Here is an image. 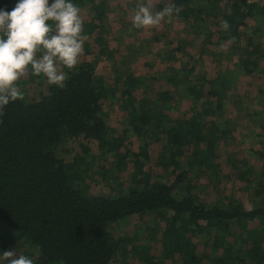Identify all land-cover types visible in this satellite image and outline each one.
Wrapping results in <instances>:
<instances>
[{
  "label": "trees",
  "instance_id": "trees-1",
  "mask_svg": "<svg viewBox=\"0 0 264 264\" xmlns=\"http://www.w3.org/2000/svg\"><path fill=\"white\" fill-rule=\"evenodd\" d=\"M95 1V16L87 25L89 34L103 27L110 0H72L79 8ZM16 2L0 0V9L11 11ZM172 2L180 8L177 16L187 18L188 7L196 3L197 21L206 13L205 18L218 20V38L210 44L228 46L230 55L244 49L241 71L234 65L200 81L196 75L191 76L196 64L190 65L188 61L182 68L185 78L172 66H168V75L162 81L130 73L123 92L127 126L121 135L106 121L104 101L115 92L97 75V62H84L72 70L66 68L63 88L48 84L47 92L37 98L24 95V100L11 102L0 123V250L19 243L22 255L32 258L34 264H114L121 243H132L146 233L144 225L138 224L137 234L117 240L111 233L112 226L128 223L135 216L143 220L155 215L166 223L163 232L166 257L181 254L185 264H264L262 242L254 238L255 231L249 228L250 222L258 220L264 235V171H257L249 158L251 155L229 159L238 178L250 185L254 199H258L255 204L253 200L251 209L223 195L216 203L202 200V186L192 179L199 178V172L207 168L209 181H220V166L213 162L218 142L236 139L226 124L207 118L215 112L222 114L228 98L240 102L235 95L240 78L262 74L260 61L264 54L260 45L255 38L245 36L252 28L254 33L264 32V1ZM225 20L230 24L228 31L221 28ZM250 21L254 22L253 26ZM181 46L177 50L184 52ZM217 52L211 54L219 62V69L223 53ZM101 54L113 57L104 50ZM137 57L138 52L133 60ZM154 83L169 88L153 92ZM141 87L148 91L144 89V95L138 98L135 92ZM261 91L264 94V88ZM182 100H187L190 110H198L199 114L189 119L173 117ZM246 112L248 116L262 115L256 109ZM131 131L144 142L139 153L127 146L126 137ZM66 140L85 141L79 145L81 153L70 162L58 156ZM151 143L162 144L159 165L171 169L168 174L145 169ZM90 145L100 150L101 157L110 159L109 169L102 167L95 171L102 181L128 172L129 187L125 192L119 190L124 182L120 177L117 188L105 194L95 193L85 184L90 160L94 158L88 155ZM188 151L191 159L186 157ZM261 159L263 152L258 156ZM109 170L118 174L113 175ZM232 221L246 234L240 239L238 249L230 241ZM192 235L211 238L206 242L215 256L198 255ZM147 250L148 246L133 245V251L150 262ZM220 250L222 255H217Z\"/></svg>",
  "mask_w": 264,
  "mask_h": 264
},
{
  "label": "rangeland",
  "instance_id": "rangeland-1",
  "mask_svg": "<svg viewBox=\"0 0 264 264\" xmlns=\"http://www.w3.org/2000/svg\"><path fill=\"white\" fill-rule=\"evenodd\" d=\"M136 2L137 0H110L106 7V20L102 24L103 27L91 34L87 31V25L94 19L95 10L93 5L96 1L80 7L84 34L89 39L84 43V53L79 58L78 64L97 62V75L103 77L108 86L114 90V96L104 101L103 109L106 121L115 129L118 135H121L123 129L127 126L123 92L126 88L124 86L126 78L130 73L162 81V78L165 77L166 79L168 75V66H172L177 69L181 78H185L186 72H182V68L189 61L190 65L196 64V70L192 72L191 76L196 75L202 81L211 76L214 77L218 71L234 68V65H238V71H241V61L246 54L243 49L242 52L230 55L228 46L225 45L224 49L221 50V46L210 44L212 40L214 42L217 41L219 33L218 20L205 18L207 17L206 13L202 16L205 20L199 17L197 21L199 6L196 3L188 7L187 18L174 15L170 22L166 20L158 27L135 29L132 26L131 16ZM154 2V10L157 11L161 10L165 4L173 3L172 0H154ZM181 9H186V7ZM250 25L253 26L254 22L250 21ZM254 32V28H252L245 37L255 38L256 43L260 45L262 54H264V32ZM209 34H212V36ZM156 36L161 39L156 41L154 38ZM132 46L139 50H135ZM180 46L184 48V52L177 50ZM243 47L246 46L243 44ZM87 48L89 51H87ZM103 50L106 53L111 52L113 57L102 55ZM214 51L223 53L219 69V62H216L215 57L211 54ZM136 52H138V57L133 60ZM260 64L262 74L258 73L255 76H245L239 79L238 90L235 95L239 97L240 102H234L233 97L228 98L222 114L215 112L207 118V120L217 119L222 125L226 124L231 130V135L236 139L235 141L225 142L220 140L218 142L219 146L213 162L220 166L219 182L213 183L209 181L207 168L199 172V178L192 177L197 184L202 186V190H200L202 200L209 203H216L224 196L242 203L247 209H251L253 200H255L254 204L258 202L257 198L254 199V190L250 185L238 178L237 171L232 168L229 159L233 160L236 156L239 159H243L248 153V156L251 155L249 158L254 163L257 171H264V159L258 160L259 153H264V122L262 121L264 119V94L261 91L264 88V58L260 61ZM47 85L46 78L43 75L35 76L31 69L18 81V87L23 91L24 95L32 98L45 94ZM154 85L153 88L155 90L153 92L168 90L169 88L167 85H160L159 83H154ZM184 85L186 86V84ZM147 86H149L148 83ZM185 86H182L183 89ZM144 89L147 90L142 87L136 90L135 94L138 98L144 95ZM175 95L177 96L179 93ZM243 102L250 106L251 109L247 110L242 104ZM208 106L213 107V103H209ZM252 109L262 113L261 117L248 116L246 111H251ZM197 112L198 110H190V104L187 100H182L179 101L178 109L172 115L178 119H189L192 115L199 114ZM81 143H85V141L71 142L66 140L59 148L58 156L64 161H72L78 156V153H81L79 146ZM126 143L128 148L135 153H139L140 147L144 144L142 138H139L132 131L126 137ZM90 147L91 152L88 155L94 156V158L88 156L91 158V166L90 174L85 177V184L90 186L95 193L105 194L112 191L113 188H117L118 183H120L117 180L120 177L124 182L119 190L125 192L129 187L128 172L102 181L95 174V171L102 167H108L109 169L110 159L101 157L100 150L96 146L90 145ZM162 150L161 143H151L149 145V160L146 162L145 169L162 174L170 172L171 169L166 170L159 165L162 162L160 158ZM186 157L191 159L189 151ZM109 171H112L113 175L118 174L116 171ZM138 224L144 225L146 235L139 236L132 243H121L114 264H150V262L154 264L158 262L160 264H185L181 254H176L172 257L163 255V232L166 230V223L155 215H150L143 220H140L138 216L132 217L128 223L113 225L111 233L117 240L123 237H133L135 233L137 234L135 230H137L136 226ZM230 226L232 230L230 241L236 245L235 249H238L242 243L240 239L244 238L246 234L244 231L241 232L236 221H232ZM249 228L255 231L254 238L258 237L256 240H261L264 248V235L262 236L261 233L262 223L258 220L250 222ZM259 233L261 234L260 237ZM191 238L196 245L198 255L215 256L211 245L206 242V240H211V238H206L203 235H192ZM133 245L136 247L148 246L149 250L146 253L147 256L151 257V261L148 262L144 260L143 256L137 255L133 251ZM9 249L15 250L17 255L23 254V248L19 243L16 245L14 243L11 244L7 250ZM3 251L5 250H0V253ZM216 254L222 255V251L220 250ZM0 264H3V262H0ZM206 264H209V262Z\"/></svg>",
  "mask_w": 264,
  "mask_h": 264
},
{
  "label": "clouds",
  "instance_id": "clouds-1",
  "mask_svg": "<svg viewBox=\"0 0 264 264\" xmlns=\"http://www.w3.org/2000/svg\"><path fill=\"white\" fill-rule=\"evenodd\" d=\"M154 9V0H137L131 16L133 28L158 27L180 12L171 2L161 10ZM80 12L72 0H17L11 11L0 9V123L6 106L24 100L18 81L29 69L37 77L43 75L49 85L65 86L63 69L78 65L89 39ZM221 28L228 31V21H222ZM0 262L34 264L29 256L11 249L0 253Z\"/></svg>",
  "mask_w": 264,
  "mask_h": 264
}]
</instances>
